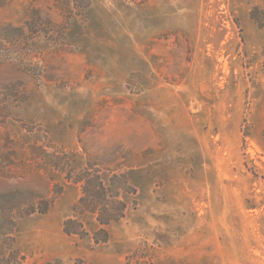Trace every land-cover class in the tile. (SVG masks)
Masks as SVG:
<instances>
[{
  "label": "rangeland",
  "instance_id": "rangeland-1",
  "mask_svg": "<svg viewBox=\"0 0 264 264\" xmlns=\"http://www.w3.org/2000/svg\"><path fill=\"white\" fill-rule=\"evenodd\" d=\"M261 4L0 0V264H264Z\"/></svg>",
  "mask_w": 264,
  "mask_h": 264
},
{
  "label": "trees",
  "instance_id": "trees-1",
  "mask_svg": "<svg viewBox=\"0 0 264 264\" xmlns=\"http://www.w3.org/2000/svg\"><path fill=\"white\" fill-rule=\"evenodd\" d=\"M250 18L259 26H264V0L261 5L253 6L249 11ZM82 182L81 196L76 206L78 214L91 213L95 215L98 224L107 227L122 219L127 209V204L121 199V195L127 192L128 183L126 176L112 173L107 182L99 175H83L77 179ZM45 208L39 210L43 212ZM63 231L67 234L81 235L84 232L83 225L77 219H68L64 222ZM107 239L106 229L96 241Z\"/></svg>",
  "mask_w": 264,
  "mask_h": 264
}]
</instances>
